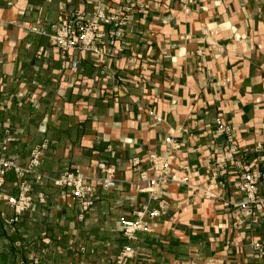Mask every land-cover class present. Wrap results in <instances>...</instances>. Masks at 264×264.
Masks as SVG:
<instances>
[{"label": "crops", "instance_id": "obj_1", "mask_svg": "<svg viewBox=\"0 0 264 264\" xmlns=\"http://www.w3.org/2000/svg\"><path fill=\"white\" fill-rule=\"evenodd\" d=\"M75 11L113 19L97 51L62 57L49 35ZM44 143L33 172L4 177L5 197L25 184L33 205L0 201V264H264V210L242 215L235 163L217 166L234 145L264 171V0H0L3 155L26 168ZM150 153L186 182L147 190ZM71 171L93 188L88 212L54 183ZM138 219L130 240L121 222Z\"/></svg>", "mask_w": 264, "mask_h": 264}, {"label": "built area", "instance_id": "obj_2", "mask_svg": "<svg viewBox=\"0 0 264 264\" xmlns=\"http://www.w3.org/2000/svg\"><path fill=\"white\" fill-rule=\"evenodd\" d=\"M128 1L136 2L138 0ZM117 17H119L118 14L114 18L116 19ZM111 19L113 18L105 16L103 11H98L93 15L91 21H86L83 13L75 11L66 21L60 22L53 27V32L49 35L50 42L59 49L62 57H66L70 51H97V43L104 38L101 25L108 24ZM120 21L124 22L125 18H122ZM77 66L78 63L73 61L71 64L72 69H76ZM219 130L221 132H229L228 127L223 125H219ZM165 144L172 145L175 144V142L171 137H168L165 139ZM46 147L47 143H44L40 147L34 149L28 166L26 168H21L3 155V152L6 150V145L0 144V201H4L7 205L11 206L17 215L30 210L33 205V200L25 184L20 185L19 194L17 196L5 197L1 192L4 177L10 170H14L21 175L31 173L40 165L42 153ZM236 153L237 148L234 145L224 150L223 155L219 157L217 161V166L219 168L218 174L220 176L225 175L228 172L229 165L232 164V162L235 163L234 168L238 175L237 188L244 195L243 200L238 204V208L240 213L244 216H256L259 212L264 210V199L258 195V186L264 179V171H260L252 165L236 160ZM147 162L152 171V175H149L145 171H140L139 180L147 184V190L150 192L159 191L169 183L182 184L186 182V179L179 178L171 170L169 157L158 153H150L147 157ZM134 164L135 166L139 165V162L135 161ZM54 183L59 187L67 189L73 200L81 205L84 213L92 208L94 204L91 196L93 188L89 183V179L80 172H66L55 179ZM101 183L105 189H113L116 187L115 180L109 177H105ZM204 194L206 198H211L214 195L211 189H205ZM152 215H154V213ZM16 221L17 218L10 220L9 225L11 229H13L12 224ZM121 224L124 235L130 240L136 239V233L138 231L146 230V224L142 219L136 221L124 220ZM254 248L260 255H264V240L256 242ZM133 254L134 250L130 246H126L120 254L119 261L122 262L124 259L132 257ZM30 264H39V262L35 260Z\"/></svg>", "mask_w": 264, "mask_h": 264}, {"label": "rangeland", "instance_id": "obj_3", "mask_svg": "<svg viewBox=\"0 0 264 264\" xmlns=\"http://www.w3.org/2000/svg\"><path fill=\"white\" fill-rule=\"evenodd\" d=\"M33 172V171H32ZM262 199H264V198H262ZM121 226H122V224H121Z\"/></svg>", "mask_w": 264, "mask_h": 264}]
</instances>
